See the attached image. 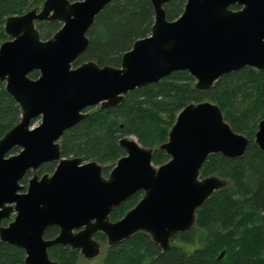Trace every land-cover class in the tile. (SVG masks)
<instances>
[{
	"label": "water",
	"instance_id": "water-1",
	"mask_svg": "<svg viewBox=\"0 0 264 264\" xmlns=\"http://www.w3.org/2000/svg\"><path fill=\"white\" fill-rule=\"evenodd\" d=\"M110 1L44 0L5 19L9 38L0 44V82L20 106L21 119L0 137V240L23 248L26 264H57L48 255L54 245L93 258L100 252L97 232L110 246L142 231L169 250L175 234L195 225L196 210L228 185L216 175L200 177L208 156L240 157L249 142L216 103L204 100L178 112L159 147L169 156L160 165L152 163L151 148L130 136L119 139L124 154L107 176L97 161L61 156V136L88 108L115 107L129 91L174 71H188L195 89L207 91L233 71L264 70V0H187L172 20L164 8L171 0H151V33L123 53L119 66L92 60L73 66L88 46L95 16ZM53 20L61 27L42 39L35 23ZM32 71H38L36 78L29 76ZM254 141L264 153V119ZM47 162H56L55 169L39 176ZM27 171L33 174L25 187L20 181ZM138 191L140 200L111 221V211ZM51 226L59 232L45 238Z\"/></svg>",
	"mask_w": 264,
	"mask_h": 264
},
{
	"label": "trees",
	"instance_id": "trees-1",
	"mask_svg": "<svg viewBox=\"0 0 264 264\" xmlns=\"http://www.w3.org/2000/svg\"><path fill=\"white\" fill-rule=\"evenodd\" d=\"M43 1L0 0V44L9 38L4 32L5 19L39 8ZM186 1L165 4L167 19L177 18ZM154 19L151 0H111L95 16L87 31L88 46L73 66L91 60L101 66H119L123 53L136 40L150 35ZM61 25L58 20L35 23L42 39L50 38ZM29 76L36 78L38 71ZM194 83L188 71H174L156 83L129 91L115 107L88 108L87 115L61 136L62 157L97 161L105 176L124 154L119 146L124 136H134L142 146L151 148L152 163L160 165L169 156L159 147L167 140L178 112L191 102L209 100L220 107L231 128L249 140L240 157L228 158L219 153L208 156L200 177L216 175L228 185L215 191L196 210L195 225L175 234L169 250L163 251L147 233L139 231L108 245L103 264H264V153L254 141L258 123L264 119V70L244 67L233 71L218 78L207 91L195 89ZM20 119V106L0 82V137ZM15 151L18 148L11 152ZM55 166L56 162L44 163L36 173H51ZM32 174L27 171L21 184L26 187ZM142 194L138 191L114 208L110 220L121 218ZM58 232V227H48L44 237L53 238ZM94 238L106 242L101 232ZM221 251H225L223 257H219ZM48 255L57 264H76L80 252L54 245L48 248ZM25 256L23 248L0 240V264H26Z\"/></svg>",
	"mask_w": 264,
	"mask_h": 264
},
{
	"label": "rangeland",
	"instance_id": "rangeland-1",
	"mask_svg": "<svg viewBox=\"0 0 264 264\" xmlns=\"http://www.w3.org/2000/svg\"><path fill=\"white\" fill-rule=\"evenodd\" d=\"M40 121H41L40 116L36 117L33 121L34 126L38 125ZM130 137L136 139L134 136H130ZM15 152H11V153H15ZM198 233H200V230H197V234ZM107 246H108L107 242L100 243V252L97 256L93 258H86L82 254H80L76 264H103V260L105 258L106 251H107Z\"/></svg>",
	"mask_w": 264,
	"mask_h": 264
},
{
	"label": "flooded vegetation",
	"instance_id": "flooded-vegetation-1",
	"mask_svg": "<svg viewBox=\"0 0 264 264\" xmlns=\"http://www.w3.org/2000/svg\"><path fill=\"white\" fill-rule=\"evenodd\" d=\"M97 106H99V105H97Z\"/></svg>",
	"mask_w": 264,
	"mask_h": 264
}]
</instances>
